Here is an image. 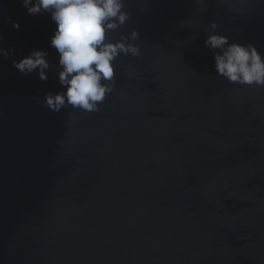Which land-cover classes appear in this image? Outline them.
<instances>
[{
    "label": "water",
    "instance_id": "95a60500",
    "mask_svg": "<svg viewBox=\"0 0 264 264\" xmlns=\"http://www.w3.org/2000/svg\"><path fill=\"white\" fill-rule=\"evenodd\" d=\"M126 7L114 35L138 30L141 57H120L100 112L54 113L37 94L58 90L55 72L12 60L45 49L55 65V26L0 0V47L15 49L0 56V264H264V88L219 78L204 46L216 21L264 52V5Z\"/></svg>",
    "mask_w": 264,
    "mask_h": 264
},
{
    "label": "clouds",
    "instance_id": "9594fccd",
    "mask_svg": "<svg viewBox=\"0 0 264 264\" xmlns=\"http://www.w3.org/2000/svg\"><path fill=\"white\" fill-rule=\"evenodd\" d=\"M149 0H143L146 10ZM206 4L207 0H196ZM264 5V0H256ZM127 0H20L29 16L47 14L54 29L49 48L57 57L55 65L45 49H32L27 55L12 60V67L23 76L35 73L47 82L49 72L54 71L59 85L55 92L49 90L42 106L54 113L71 108L73 112L97 113L106 99L113 94L117 82L120 57H141L140 33L132 29L126 35L119 33L131 19L126 7ZM204 13L207 8L203 9ZM12 28L19 31L20 23L6 18ZM220 25L211 21L204 29V46L213 53L216 75L230 84L249 88H264V52L252 43L230 40L218 31ZM195 30L193 40L200 33ZM3 35L0 34V43ZM15 49L0 47V56L8 59ZM131 76V73H129Z\"/></svg>",
    "mask_w": 264,
    "mask_h": 264
}]
</instances>
